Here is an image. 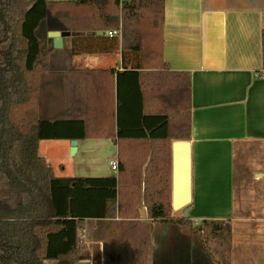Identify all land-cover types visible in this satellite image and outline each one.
I'll return each mask as SVG.
<instances>
[{"label":"trees","instance_id":"1","mask_svg":"<svg viewBox=\"0 0 264 264\" xmlns=\"http://www.w3.org/2000/svg\"><path fill=\"white\" fill-rule=\"evenodd\" d=\"M50 19L69 45L49 46ZM163 21L164 0H0V264H75L88 258L80 223L115 219L135 225L138 248L147 221L167 224L185 234L180 264H230L229 221L172 213L171 144L190 139L191 83L163 58ZM261 41L264 67V30ZM110 53V68L73 62ZM89 138L115 141V176H57L39 154L42 140Z\"/></svg>","mask_w":264,"mask_h":264},{"label":"crops","instance_id":"2","mask_svg":"<svg viewBox=\"0 0 264 264\" xmlns=\"http://www.w3.org/2000/svg\"><path fill=\"white\" fill-rule=\"evenodd\" d=\"M61 28L54 20L51 30ZM263 30L264 0H164L163 58L171 70L190 74L189 218L194 223L230 222V264H264V77L259 74L264 68ZM64 39L63 45H69L68 37ZM73 62L82 68H110L120 62V53L79 54ZM77 141L76 166L90 167L93 160H102L109 152L106 145L113 144L115 150L108 161L117 159L111 139ZM43 144L48 146L46 155L53 149H71L70 140H42L39 151ZM111 175L107 164L87 172L72 168L57 176ZM140 216L139 221H146L145 207ZM117 220L106 229L96 220L80 223L86 234L82 242L86 264H97L104 256L118 261L123 250L142 264L146 256L148 264H160L159 256H164L165 264L182 262L185 237L172 236V225L147 221L153 229L148 255L149 249L138 248L133 241L135 225L122 226Z\"/></svg>","mask_w":264,"mask_h":264},{"label":"water","instance_id":"3","mask_svg":"<svg viewBox=\"0 0 264 264\" xmlns=\"http://www.w3.org/2000/svg\"><path fill=\"white\" fill-rule=\"evenodd\" d=\"M64 29L50 30L48 27L49 46L55 49L63 47V39L70 36ZM77 140L70 141V153L75 154ZM171 208L182 211L187 218L191 204V146L188 140H175L171 144Z\"/></svg>","mask_w":264,"mask_h":264},{"label":"rangeland","instance_id":"4","mask_svg":"<svg viewBox=\"0 0 264 264\" xmlns=\"http://www.w3.org/2000/svg\"><path fill=\"white\" fill-rule=\"evenodd\" d=\"M49 25H48V27L50 28V30H51V28H52V26H54V20L53 19H50L49 20ZM112 143V142H111ZM97 145H94V147H96ZM106 147H107V149H108V154L107 153H104V155L102 156L103 157V159L102 160H93L92 161V164L90 165V167H86L85 166V164H83V165H81V166H76L74 163H76V161H77V159L78 158H75L71 153H70V151L69 152H64V150H60V149H53L52 151H51V153L49 154V155H46L45 154V151L48 149V146L46 145V144H43L42 146H41V150L39 151V154H40V152H41V155L43 154V155H46L47 156V160H45L46 161V163L48 164V165H50L52 168H53V170H54V172L57 174V175H59V174H68L69 172H70V169H77V168H79L80 169V171L81 172H87L88 170H91V168L92 169H94V168H99V169H102V168H104L105 166L107 167V164H108V159L109 158H111V156H113V154H114V149H113V144L112 145H106ZM42 155V156H43ZM74 159H76L75 161H74ZM73 164H74V166H73ZM88 165V164H87ZM64 167V169H62ZM108 168H109V165H108ZM109 172L112 174V175H116V173L115 172H113V171H111L110 170V168H109ZM172 213L173 214H176V215H180V210L179 211H173L172 210ZM173 230H174V233H173V235L172 236H174L175 234L176 235H181V236H183V237H185V234L184 233H182V232H180V231H178V229L175 227V226H173ZM171 238V237H170ZM230 239H231V235H230ZM205 240V242L206 243H208V249L210 250V251H213V247H214V245H215V243L214 242H212L211 241V238L210 237H208V238H205L204 239ZM134 241V243H136V238L133 240ZM83 242V241H82ZM81 242V243H82ZM124 242H126V241H124ZM119 243H121L120 241H119ZM149 244V243H148ZM230 244H231V242H230ZM82 246H83V243H82ZM146 247V246H145ZM83 248H84V246H83ZM147 249H149L148 250V255H149V252L151 251L150 250V246L148 245L147 247H146ZM86 255H87V257H88V254L86 253ZM121 255H122V260H121V262L118 260V264H142V263H139V261H138V259H136V257H133V255L132 254H130L129 256H128V254L126 253V251L125 250H123L122 251V253L119 255V257L118 258H120L121 257ZM107 260H110V257H108V256H104ZM86 258V257H85ZM85 258H83V259H81V260H79V261H77L75 264H86V262H85ZM90 258H92V257H89V259ZM105 258H103L102 260H106ZM148 258L149 257H145V261H144V263L143 264H148L147 263V261H148ZM159 258H160V256H159ZM93 260L95 261V260H97V257H93ZM115 261H116V259H115ZM178 260L177 259H175V262L174 263H172V264H180L181 262H177ZM97 264H102V262L99 260L98 262H97Z\"/></svg>","mask_w":264,"mask_h":264},{"label":"built area","instance_id":"5","mask_svg":"<svg viewBox=\"0 0 264 264\" xmlns=\"http://www.w3.org/2000/svg\"><path fill=\"white\" fill-rule=\"evenodd\" d=\"M116 33H117L116 31H108L106 34L108 36H112V35H114ZM259 74L264 77V68H262L259 71ZM108 165H109V168H110L111 171L117 173L118 162H117V159L116 158L115 159L114 158L113 159H110L108 161ZM85 236H86L85 231L84 230L81 231L80 232V235H79V239L81 240V242L84 241Z\"/></svg>","mask_w":264,"mask_h":264}]
</instances>
